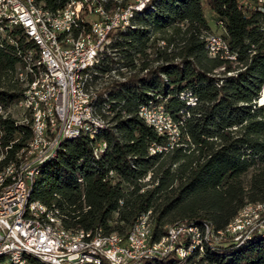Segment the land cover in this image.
<instances>
[{
	"label": "trees",
	"instance_id": "16d2710c",
	"mask_svg": "<svg viewBox=\"0 0 264 264\" xmlns=\"http://www.w3.org/2000/svg\"><path fill=\"white\" fill-rule=\"evenodd\" d=\"M64 1L43 3L52 10ZM128 1L106 0L104 9ZM204 7L234 60L210 53L205 35L215 32ZM0 31L2 169L23 161L32 139L26 89L17 76L31 80L27 65L36 76L40 70L37 49L20 27ZM108 52L94 65L104 71L102 80L89 87L96 94L93 115L104 126L61 141L37 168L31 201L57 212L62 228L74 234L124 236L148 212L151 241L182 223L224 232L244 207L264 204V102L257 103L264 86V3L149 0L130 26L114 33ZM119 68L123 79L105 71ZM13 103L26 109L28 121L18 123L7 112ZM161 104L178 130L171 148L136 113L138 106ZM101 142L95 156L92 146ZM170 212L177 217L166 219ZM209 241L184 261L167 254L138 264H264V235L240 244L228 236Z\"/></svg>",
	"mask_w": 264,
	"mask_h": 264
},
{
	"label": "built area",
	"instance_id": "2783aa9c",
	"mask_svg": "<svg viewBox=\"0 0 264 264\" xmlns=\"http://www.w3.org/2000/svg\"><path fill=\"white\" fill-rule=\"evenodd\" d=\"M13 12H4L1 4V17L8 18L10 13H17L33 40L42 46L43 55L46 62L51 65L53 80L49 83L54 91V99L59 114V123H52L48 119L46 106L43 99V87L38 90H30L34 102L37 104V111L40 114V124L37 128L38 143L32 147L30 164L25 170V174L16 185L2 188L0 195V251L10 252L16 256L18 249H32L40 253L49 260V264H81L83 260L95 259L102 262H116L118 264H136L138 261L150 259V256H165L172 254L182 261L183 251L179 250L181 230L186 223L170 229L171 243L169 248H162V242L150 241V237L138 238V232H129L113 243L98 241L96 246H79L71 242H60L57 238H48L45 232H36L30 224L24 222V217H19L20 197L24 193L27 173L35 165L36 160L42 159L44 155L54 149V142L62 133H74L77 131V124L83 123L87 119L85 103L93 95H88L89 84L101 79L102 70L93 71L89 75H84L85 85H76V74L73 73V80H66V73H71V66L84 64L93 58H101V54L107 53V44H111L114 33L126 26V15L132 11V7L148 0H129L124 6L112 9V13H104V6H99V0H79L75 13H67V4L70 0H65L60 6H54L56 11L55 20H47L46 6L43 0H12ZM257 4L264 3V0H256ZM82 19H90L94 23V31H86L82 28ZM41 23H49L55 26V33L43 34ZM80 35H92V43L85 44V52H78ZM208 44H212L215 50V43L225 41L218 33H208L205 35ZM222 58H231L228 54L217 52ZM103 62V61H102ZM119 79H123V68L109 69L112 74H118ZM34 80V72L31 71ZM110 81V80H109ZM21 107V104H20ZM146 112V106H138L136 113ZM148 119L157 121L158 128L163 125H170L173 131L175 125L167 113L163 110L162 104L154 106L153 112H146ZM27 120L21 115L18 120ZM88 128L85 127V130ZM178 135L174 139H167L164 148H171L175 145ZM34 146H41V153H34ZM92 150L96 154V147ZM155 149L150 148L153 152ZM32 211V208H31ZM148 212L144 213V219L137 222L138 229L145 225V218ZM194 238L196 239V229H208L205 223L196 224ZM264 230V212L252 214L245 212L243 223L237 224L231 233H214L208 230L209 238L214 241L223 237H232L233 241L242 240L245 236L258 233Z\"/></svg>",
	"mask_w": 264,
	"mask_h": 264
},
{
	"label": "bare ground",
	"instance_id": "6f19581e",
	"mask_svg": "<svg viewBox=\"0 0 264 264\" xmlns=\"http://www.w3.org/2000/svg\"><path fill=\"white\" fill-rule=\"evenodd\" d=\"M149 1V0H148ZM142 2L139 5H135L132 7V11L126 15V26L131 25L134 15L136 12H139L147 3ZM2 2V8L4 12H13V1L12 0H0ZM106 0H99V6H104ZM79 3V0H70L67 4V13H75L76 7ZM48 8V7H47ZM46 8V18L47 20H55L56 19V11L55 9L49 10ZM104 13H112L107 12L104 9ZM0 17H1V4H0ZM20 27L27 37L36 47L37 49V61L36 66L38 70H40L39 74L36 76L34 74V80L30 83H26L25 85V94H24V104L26 108L29 109L30 117L29 124L32 130V139L29 142L25 157L23 161L18 164L10 163L7 166L0 169V195L2 192V188L12 187L17 184L18 180L22 178L25 174V170L30 164V157L32 153V147L34 144L38 143V135L37 128L40 124V114L37 111V104L34 102L32 95L29 93L30 90H38L40 87H43V99L46 106V111L48 114V119H51L52 123H59V114L57 113V105L54 99V91L49 83L53 80V72L51 71V65L49 62H46L42 46L37 42V40H33L31 38L30 32L23 27V22L18 16L17 13H10L8 18H0V30L2 28H11V27ZM82 28L86 31H94V23L90 19H82ZM41 32L43 34H53L55 33V26L49 23H41ZM92 43V35H80V44H78V52H85V44ZM107 44V53L101 55H109ZM207 47L210 50V53L214 55L219 54L217 52H221V54H228V46L225 41L216 42L215 50L212 49V44H208ZM29 54V53H28ZM229 57H234L229 52ZM97 58L91 59L89 62L84 64L72 65L71 73H66V80H73V73L76 74V85L84 86L85 78L84 75H89L94 71V65ZM229 60H234L231 58H225ZM30 65H27L25 68V72L30 73ZM31 71L33 72L32 68ZM19 78L25 80V73L19 75ZM91 84L88 86V95H93L91 99H87L85 103V110L87 119L83 120V123L77 124V131L74 133H62L54 142V149L44 155L42 159L36 160L35 165L31 168V170L27 173V178L25 180L24 193L20 197V205H19V217H24V222L31 225V227L36 232H45L48 238H57L60 242H71L73 241L75 245L79 246H96L98 241L104 243H113L115 240L119 239L120 236L116 235H108L105 236L101 233V231L97 232H79L77 234L71 233L67 230H64L60 224V220L57 217V212L48 211L43 205L38 202L30 200V188L34 179L37 176V168L44 163L45 161L52 159L56 153L58 148L60 147L61 141L65 139H70L73 137L80 136L81 134H94L98 128L104 126V124L97 120V118L93 115L92 102L94 96L96 95L92 88H89ZM262 98H264V86L262 87ZM154 106L151 105L146 107V112H153ZM22 107V105H21ZM146 112H139V117L143 119L148 125L152 126L154 130L157 132V121L154 119H148V115ZM28 121V120H22ZM21 122V121H20ZM85 127L88 128L85 130ZM158 134L164 135L167 139H174V135H178V130L176 125H173V131H170V125H163V128H158ZM99 150L96 149V154ZM34 153H41V146H34ZM95 155V154H94ZM96 156V155H95ZM32 208V211H31ZM251 211L252 214H259L260 212H264V204L255 205V206H246L244 207L238 216L234 219V221L226 228L224 232L220 233H231L234 227L243 223V217L245 212ZM144 219V215L138 218L130 232H138V238L150 237V225L148 221V214L145 218V225L143 228L138 229L137 222H140ZM183 224V223H182ZM181 224H176L173 227H178ZM208 227V225L206 224ZM170 228V229H171ZM195 224H186L182 227L181 230V238L179 241V250L183 251L182 253V261L187 259L188 256L193 253L201 254L205 245H211L208 236V229H196V239L194 238V230ZM169 229V231H170ZM254 234L264 235V230L258 233H252L245 236L242 240L236 241L237 244L243 242V240L248 239L250 236ZM151 241V238H150ZM159 241L162 242V248H169V243H171V235L168 232V235ZM162 256H150V259L160 258ZM179 259V258H177ZM180 260V259H179ZM138 261L136 264H138ZM0 264H49V260L45 258L40 253H36L32 249H18L16 250V256L10 255V252L0 251ZM81 264H118L116 262H102L95 259H87L83 260Z\"/></svg>",
	"mask_w": 264,
	"mask_h": 264
},
{
	"label": "rangeland",
	"instance_id": "374dc122",
	"mask_svg": "<svg viewBox=\"0 0 264 264\" xmlns=\"http://www.w3.org/2000/svg\"><path fill=\"white\" fill-rule=\"evenodd\" d=\"M204 12H205V16H206V18L208 19V23L210 24V30L211 31H213V32H220L221 30H220V28L218 27V26H215L214 24H213V17H212V15L210 14V12L207 10V8L206 7H204ZM3 36V33H2V31H0V38ZM232 62H234V61H232ZM36 62H35V66H36ZM232 65V67H234V63H232L231 64ZM216 72H219V71H216ZM120 73H121V71H120ZM119 74V73H118ZM124 74H126V72L124 73ZM225 74H228V72L227 73H225ZM23 75V74H22ZM17 78H18V81H20V83H21V85L23 86V87H25V82H24V79H19V77L17 76ZM26 111V109L22 106V107H20L19 105H17L16 103H13V104H11L10 106H9V108L7 109V112L12 116V117H14V118H16V119H19L20 117H21V115H23V113H24V115H25V112L23 111V109ZM27 112V111H26ZM177 216L174 214V213H172V212H170V213H168L167 214V216L165 217L166 219H172V218H176ZM200 255V254H199Z\"/></svg>",
	"mask_w": 264,
	"mask_h": 264
},
{
	"label": "water",
	"instance_id": "95a60500",
	"mask_svg": "<svg viewBox=\"0 0 264 264\" xmlns=\"http://www.w3.org/2000/svg\"><path fill=\"white\" fill-rule=\"evenodd\" d=\"M262 87H263V85L261 86V88H260V90H259V96H258V98H257V103L258 104H261V103H263L264 102V98H262V95H263V93H262Z\"/></svg>",
	"mask_w": 264,
	"mask_h": 264
}]
</instances>
